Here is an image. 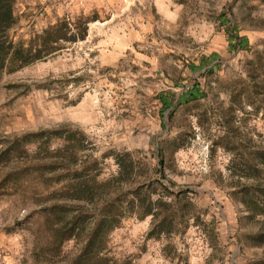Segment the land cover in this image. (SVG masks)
Masks as SVG:
<instances>
[{"label":"rangeland","instance_id":"374dc122","mask_svg":"<svg viewBox=\"0 0 264 264\" xmlns=\"http://www.w3.org/2000/svg\"><path fill=\"white\" fill-rule=\"evenodd\" d=\"M0 13V54L18 61L0 68V264H264V0ZM70 145L64 172L55 150ZM88 175L109 184L62 192Z\"/></svg>","mask_w":264,"mask_h":264},{"label":"trees","instance_id":"16d2710c","mask_svg":"<svg viewBox=\"0 0 264 264\" xmlns=\"http://www.w3.org/2000/svg\"><path fill=\"white\" fill-rule=\"evenodd\" d=\"M1 1V0H0ZM5 16V13H0V18L1 17H4ZM229 37V42H230V46H234L236 45L237 47L238 46H243L244 43L246 41H236V43H234V45H232V41L233 38L236 37V35L234 34H229L228 35ZM16 57H11L8 61H5L4 60V53L2 52L0 54V68H3L4 66L8 67L9 71H11L12 69H14V64H16ZM211 62L210 59L206 58V57H203L200 61V66H206L207 64H209ZM11 63L13 64L11 66ZM212 67H210L211 69ZM200 95V92H199V87L196 86V85H193V87H191L190 89H187L186 91L182 92L180 95H179V101L180 102H186L187 100H192V99H195V98H198V96ZM168 99H166L165 97L162 98V103H163V107L166 108L169 106L170 104V101H167ZM52 134H54L56 137H62L63 135H61V133L59 132H53ZM63 138V137H62ZM67 139H70L69 137H67ZM32 140V139H30ZM34 140V139H33ZM71 145L70 146H66V147H63V148H59L57 150H55V155L56 158H58L57 160H60V161H57L58 165L62 166L64 172L67 170L65 167V164H66V161H68V159L66 158H69L71 156V154L73 153L72 152V148L70 149ZM66 149V158L63 157V151H65ZM119 164V173L120 175L122 174H125L123 172L127 171L130 167L129 164H126L124 163L123 161H119L118 162ZM56 166H52V168H55ZM70 172V171H69ZM82 172H73V173H69L68 175H72L73 177H75L76 179H80L81 177V174ZM62 176L64 177L65 174H62ZM89 176V175H88ZM88 176L83 180L82 183H78V185H76L77 187L76 188H73L71 187V185H69L68 187L66 188H63L62 189V192L64 191L65 194H70V196H73L74 198H77V199H84V198H87L89 197V195L91 193H93V190L96 188V187H106L108 184H109V181L110 180H107L105 182H101V183H97L94 175L93 176ZM88 178V179H87ZM78 209L79 211L77 212V215H79L77 217V215L74 217V219H77L79 217H85L84 214L86 213V209H84V207L82 205H78ZM101 210H105L104 209H99L98 211H101ZM143 210H145V214H152L151 213V210H150V206L147 205V207H145ZM106 212H111L109 209L108 210H105ZM115 219L111 218V217H100L98 220H97V226H96V229H100V227L102 225H105L107 226L105 228V231L110 229L112 227V225L115 223ZM69 231L72 230V227L71 228H68ZM163 230V229H162ZM99 231V230H97ZM66 237H70V233L68 234L67 233V236ZM92 243V240L89 239L88 241H86V243L84 244L83 246V251L86 253V251L89 249V246L91 245Z\"/></svg>","mask_w":264,"mask_h":264},{"label":"crops","instance_id":"0c3cea01","mask_svg":"<svg viewBox=\"0 0 264 264\" xmlns=\"http://www.w3.org/2000/svg\"><path fill=\"white\" fill-rule=\"evenodd\" d=\"M214 62V61H213ZM208 65V64H207Z\"/></svg>","mask_w":264,"mask_h":264}]
</instances>
